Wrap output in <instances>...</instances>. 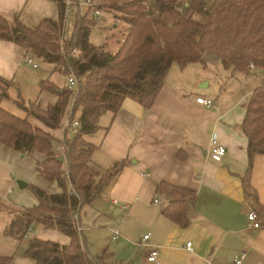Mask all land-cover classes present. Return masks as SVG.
Segmentation results:
<instances>
[{
	"label": "trees",
	"instance_id": "trees-1",
	"mask_svg": "<svg viewBox=\"0 0 264 264\" xmlns=\"http://www.w3.org/2000/svg\"><path fill=\"white\" fill-rule=\"evenodd\" d=\"M52 1L59 9L58 19H45L34 28L24 26L18 18L8 21L0 16V40L14 43L28 56L51 66L52 74L74 75L77 80L76 92L68 84L59 88L42 81L41 93L56 101L43 107L38 101L27 104L20 98L16 106L24 118L0 107V145L25 157L40 156L37 174L59 190L51 193L32 187L37 205H13L17 212H9L11 220L4 234L22 245L37 228H43L67 236L71 243L61 245L35 237L28 240L23 252L0 256V264H13L16 257L36 264H124L108 251L92 256L75 221V216L91 206L126 166L118 163L108 172H99L91 160L98 146L90 139L107 131L103 118L109 113L115 116L126 98L151 109L173 64L185 68L210 56L226 69L248 73L252 64L261 70V84L244 105L241 125L247 140L244 191L249 194L253 158L264 156V0H212L211 4L206 0H90L99 10L115 12V18L127 25L114 53L108 47L116 35H108L102 45L92 43L97 22L89 9L85 14L79 7L74 9L73 33L70 39H63L64 3ZM0 84L2 103L10 99L12 84L2 78ZM70 109L68 125L78 121L79 127L76 131L67 128L63 141H59L54 133L61 130ZM70 131L75 134L72 139L68 137ZM57 141L62 146L61 157L54 150ZM157 194L172 200L163 216L188 225L187 211L195 192L162 183Z\"/></svg>",
	"mask_w": 264,
	"mask_h": 264
},
{
	"label": "crops",
	"instance_id": "crops-1",
	"mask_svg": "<svg viewBox=\"0 0 264 264\" xmlns=\"http://www.w3.org/2000/svg\"><path fill=\"white\" fill-rule=\"evenodd\" d=\"M0 16L8 21L18 18L24 26L34 28L45 19L57 20L59 9L52 0H0ZM71 16L75 20V14ZM110 49L116 52L112 45ZM27 56L25 49L0 40V78L12 84L10 98L15 93L18 99L35 97L32 101L37 102L48 95L49 105L54 104L55 97L41 93L35 69L26 65ZM261 81L259 75L226 69L221 62L206 56L205 62L185 68L173 64L151 109H145L136 99L126 98L115 116L109 113L103 118L102 126L107 131L90 139L98 146L92 164L101 173L118 163L124 162L126 166L105 192L87 206L93 219L87 213L85 217L94 223L114 222L115 227L122 224L111 230L120 232L116 241L111 235L112 242L121 243L122 259L113 253L114 260L124 264H234V259L245 252L241 264H264V156L253 158L250 190L246 194L243 179L247 173V140L241 130L244 105ZM200 97L213 99V108L199 105ZM71 110L61 126L64 135ZM16 116L24 118L25 114ZM214 135L227 149L221 163L208 157ZM21 158L25 156L0 145L2 257H12L26 249H20L24 243L21 245L4 234L11 220L4 206L16 202L23 208L30 205L24 193L15 192L17 182L21 181L16 179L17 175L24 177L19 170ZM34 159L37 163L41 157ZM40 179L38 188L59 192L55 185ZM162 183L195 192V200L187 211L188 225L163 216L172 200L157 194ZM36 205L37 200L29 208ZM252 210L259 215L261 229L248 227L247 215ZM147 235L150 238L144 243ZM29 237L61 245L71 243L67 236L43 228H37ZM84 242L87 247L85 238ZM188 243L193 244L192 251L187 250ZM154 248L160 249V257L149 263L148 256ZM13 264L36 263L16 257Z\"/></svg>",
	"mask_w": 264,
	"mask_h": 264
},
{
	"label": "rangeland",
	"instance_id": "rangeland-1",
	"mask_svg": "<svg viewBox=\"0 0 264 264\" xmlns=\"http://www.w3.org/2000/svg\"><path fill=\"white\" fill-rule=\"evenodd\" d=\"M206 2L208 4H211L212 0H206ZM79 9H80L79 12L81 14H85L87 12V8L84 6L79 7ZM115 15L116 13L113 11H111V13L105 12V17L103 18V20L99 22L97 21L95 28L92 29L91 41L93 44L102 45L105 42V39L108 37V35L112 34L116 36L114 39H111L109 43L110 45H112L113 48H115L116 50L118 49L119 47L118 41H122V34H124L123 31L127 28V25H125L124 23L116 19ZM73 18L74 16H70L67 21V25L65 29V38L67 39L71 37L73 33V28H74ZM114 25H118V27L114 29L113 27ZM116 29L117 31L115 32ZM108 50L113 52V50L110 49V46L108 47ZM37 62H38L40 69L34 70L33 73L34 75H36L39 85L41 81H50L56 86H58L59 88H62L64 85L67 86L69 76L65 77L59 74H52V68L49 65L43 64L41 61H37ZM0 87H1V84H0ZM73 91L76 92L75 89ZM33 98L35 97H32V99ZM49 98L50 96L43 95L42 98L38 102H40L43 107H47L51 102V100H48ZM29 99L31 98L29 97L23 98V100L27 104L30 102H35V101H32V99L31 100ZM18 100H19L18 95L17 94L15 95V93H12V97L9 100L3 102L2 108H4L5 110L9 111L12 114L23 117L24 115L23 112L20 109H18V107L16 106V101ZM77 117L78 115L76 116V118ZM55 136L57 137V139H59V141H63L64 131L60 130L59 133H55ZM74 136L75 134L73 133V131H70V133H68V137L70 139L74 138ZM59 141H57L54 145V150L56 154L62 152V146ZM20 162H21V165L19 167V170L20 169L22 170L21 175L24 177H19L20 175H17L16 179L27 183L29 187L27 189L21 190L19 186L17 185V187L15 188V192L16 193L21 192L26 195V202L28 203L30 202V205L25 206V207L29 208L30 206L34 205V203L36 202V198L33 194L32 187H38L37 185L41 181V179L36 172L37 163L34 157H25L23 159L21 158ZM16 203H14L16 206L22 208L23 205H20L18 203L16 204ZM4 209L10 213L17 212L15 208H13L10 205L4 206ZM86 213L92 219H93V216L91 215V210L87 207H85L80 212V219H82L81 226L84 231L83 234L87 242L89 253L92 256H99V255H102L105 251H108L112 254L114 253V255L118 256L119 259H122V255L120 253L121 243L119 242L120 244H116V242H112L111 240V235L113 237V234H114V232L112 233L111 230H113L114 228L121 227L122 224L119 223V225L117 224V227H115V225L113 224L114 222H105L103 220H96L94 223L93 220H90L85 217ZM109 218H111V216H109ZM28 238L30 239V237ZM28 238L24 242V244L20 247L21 250H23L24 248H27V244H28L27 242L29 240Z\"/></svg>",
	"mask_w": 264,
	"mask_h": 264
},
{
	"label": "built area",
	"instance_id": "built-area-1",
	"mask_svg": "<svg viewBox=\"0 0 264 264\" xmlns=\"http://www.w3.org/2000/svg\"><path fill=\"white\" fill-rule=\"evenodd\" d=\"M64 3V8H65V16H66V21L64 25V30L66 29L67 21L68 18L74 14V9L76 7L84 6L87 9L90 10L91 12V17L94 19V21H102L103 18L105 17V12L103 10H99L95 7V5L90 1V0H62ZM150 17V16H149ZM65 38V32H64V37ZM26 65L29 67H32L33 69L37 70L39 69L38 62L35 57L33 56H27L26 58ZM248 70L256 75H259L262 79V72L260 69H257L254 65L250 64L248 67ZM77 86V80L74 77V75L70 76L68 78V87L71 89H74ZM197 103L203 107H206L208 109L213 108L214 106V100L209 99V98H204L200 97L197 99ZM79 127V122L75 121L71 127H69L68 123L65 125L64 130L67 128H72L73 130H77ZM208 157L215 162V163H221L225 156L227 155V149L219 142V139L217 135H214L209 143L208 147ZM60 155L59 157H61ZM155 204H158V201H155ZM75 221L77 222V227H78V232L82 235L83 229L80 224V213H78L75 216ZM247 221H248V227H251L252 229H261V221L259 218V215L256 211L252 210L248 213L247 215ZM120 238V232L117 230L113 234V240L116 241ZM150 236L147 235L143 238V242L146 243L148 242ZM193 249V244L188 243L187 244V250L192 251ZM246 253L242 252L239 256H237L234 259V264H241L242 260L245 258ZM160 257V249L159 248H154L150 251L149 256H148V262L149 263H155L158 261Z\"/></svg>",
	"mask_w": 264,
	"mask_h": 264
},
{
	"label": "water",
	"instance_id": "water-1",
	"mask_svg": "<svg viewBox=\"0 0 264 264\" xmlns=\"http://www.w3.org/2000/svg\"><path fill=\"white\" fill-rule=\"evenodd\" d=\"M17 184L21 190H24L28 187V184L23 181H18Z\"/></svg>",
	"mask_w": 264,
	"mask_h": 264
}]
</instances>
